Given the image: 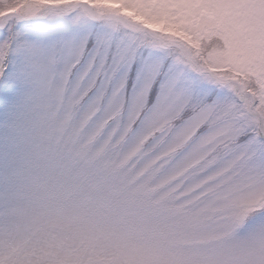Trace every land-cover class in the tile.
<instances>
[{
  "label": "snow or ice",
  "instance_id": "1",
  "mask_svg": "<svg viewBox=\"0 0 264 264\" xmlns=\"http://www.w3.org/2000/svg\"><path fill=\"white\" fill-rule=\"evenodd\" d=\"M0 264H264V0H0Z\"/></svg>",
  "mask_w": 264,
  "mask_h": 264
},
{
  "label": "rangeland",
  "instance_id": "2",
  "mask_svg": "<svg viewBox=\"0 0 264 264\" xmlns=\"http://www.w3.org/2000/svg\"><path fill=\"white\" fill-rule=\"evenodd\" d=\"M126 11H127V10H126ZM129 14L132 15V14H134V13L129 12ZM136 18H137V19H143V18L140 17V16H137ZM30 23H33V24H44V23H47V21L41 19V20L31 21ZM163 26H164L163 24L160 25V27H163ZM160 27H159V28H160Z\"/></svg>",
  "mask_w": 264,
  "mask_h": 264
},
{
  "label": "clouds",
  "instance_id": "3",
  "mask_svg": "<svg viewBox=\"0 0 264 264\" xmlns=\"http://www.w3.org/2000/svg\"><path fill=\"white\" fill-rule=\"evenodd\" d=\"M148 26L153 27V28H159L160 27V23L155 22V21H150V20H145L144 21Z\"/></svg>",
  "mask_w": 264,
  "mask_h": 264
}]
</instances>
